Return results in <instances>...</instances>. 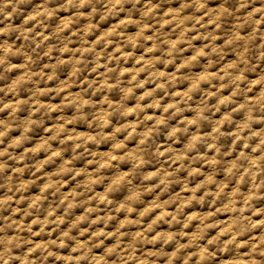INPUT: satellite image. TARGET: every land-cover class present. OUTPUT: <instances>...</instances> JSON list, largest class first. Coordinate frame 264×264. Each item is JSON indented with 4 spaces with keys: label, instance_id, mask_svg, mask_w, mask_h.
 <instances>
[{
    "label": "clouds",
    "instance_id": "obj_1",
    "mask_svg": "<svg viewBox=\"0 0 264 264\" xmlns=\"http://www.w3.org/2000/svg\"><path fill=\"white\" fill-rule=\"evenodd\" d=\"M0 264H264V0H0Z\"/></svg>",
    "mask_w": 264,
    "mask_h": 264
}]
</instances>
